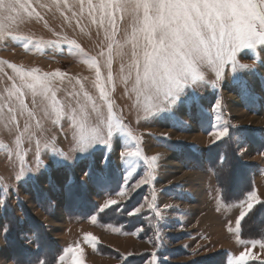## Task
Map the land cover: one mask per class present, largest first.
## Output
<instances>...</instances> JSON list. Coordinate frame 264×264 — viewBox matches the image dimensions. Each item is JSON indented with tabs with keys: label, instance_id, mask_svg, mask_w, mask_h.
Returning a JSON list of instances; mask_svg holds the SVG:
<instances>
[{
	"label": "snow or ice",
	"instance_id": "1",
	"mask_svg": "<svg viewBox=\"0 0 264 264\" xmlns=\"http://www.w3.org/2000/svg\"><path fill=\"white\" fill-rule=\"evenodd\" d=\"M40 10H55L69 24L74 20L81 32L85 31L83 22L87 21V27L94 28L100 39L98 50L93 54L76 39L60 33H56L55 39L22 34L18 30L19 25L33 18L44 19ZM6 38L19 41L25 49L38 51L67 46L69 53L83 58V63L94 76L91 89L95 94L85 88L80 78H75L79 91L68 93L71 99L65 103L57 96L59 88L56 82L68 78L67 73L59 69L44 72L38 67L25 68L0 60V65H6L12 71V75L4 73L11 83L5 93L0 94V124L15 135V143L9 149L10 155L18 161L15 181L34 182L36 173L48 171V165L41 159L42 149H47L58 166L71 167L82 159L91 161L82 169L81 176L75 179L67 177L64 184L67 195H72L77 183L84 187L95 184L107 188L114 166L113 139L122 134L126 140L115 162L122 181L115 192L117 198L110 196L102 205H97L95 213L90 216L95 223L102 214L116 211L130 201L133 193L143 186L154 188L161 158L159 152L146 153L144 134L136 133L126 122L123 109L116 107L112 93L117 88V81L132 100L138 113L137 123L142 115L145 120L158 118L168 121L177 130H188L187 122L176 115L177 110L186 107L190 113L195 110L201 116L202 126L207 123L210 144L225 138L232 139L231 129L240 130V126L224 118L222 97L214 99L210 107L204 109L198 88L210 85L219 91L225 79L229 78L243 98L251 104L256 102L257 97L241 70L256 75L259 71L257 61L264 68V55L257 54L250 63L241 62L240 56L247 54L245 50L264 53V0H48L47 3L42 0H0V40ZM36 108L54 125L67 118L72 135L68 152L56 145L54 136L43 138L37 134L44 133L45 129L41 119L36 118ZM21 118H24L23 125ZM60 130H63L62 124ZM159 138L167 142L172 140V135L161 133ZM236 141L243 157L246 152L242 145L247 141L243 136L237 137ZM25 142L34 145L33 164L25 159L29 151ZM0 147L8 146L0 144ZM97 152L101 153L100 159L94 160ZM224 162V157L218 159V173L226 171ZM135 175H140V178L130 185ZM49 180L51 182L50 177ZM7 192L8 189L4 188L0 196L6 197ZM144 199L145 203H139L127 215H141L145 204L154 213L149 222L156 221L154 239L157 243L147 264H159L157 253L162 247L159 243L162 240L159 221L164 217L155 202V192L151 201L147 197ZM256 205L264 208V199L258 189H253L240 200L243 210L235 218L236 230ZM172 207L174 205H164V208ZM143 230L140 227L138 232ZM9 231V226L0 223V235L5 241ZM228 231H233L231 221ZM83 241L93 249L101 243L92 232H85ZM27 242L36 251L40 250L37 234L34 233ZM249 243L251 247L234 255L228 264H249L250 261L264 264V258L253 253L257 245L264 249V239H254ZM85 255L82 244L75 243L62 249L55 257H36L23 264H86ZM135 255L132 252L121 254V261L131 264L129 257Z\"/></svg>",
	"mask_w": 264,
	"mask_h": 264
},
{
	"label": "rangeland",
	"instance_id": "2",
	"mask_svg": "<svg viewBox=\"0 0 264 264\" xmlns=\"http://www.w3.org/2000/svg\"><path fill=\"white\" fill-rule=\"evenodd\" d=\"M42 2L47 3L48 0H42ZM40 11L44 19L40 20L33 18L19 25L18 30L22 34L33 35L35 38L55 39L56 33H60L61 35H67L70 38L76 39L78 43L93 54L98 50L100 39H98L94 28L87 27V21L83 22L86 27L85 31L81 32L74 20L72 24H69L59 12L55 10L51 12L46 10ZM245 53L247 54L242 53L240 56L241 62L243 63L252 62L257 54L264 55V53H259V50L255 52H253V50H245ZM0 60L16 63L25 68L38 67L44 72H52L59 69L67 73L68 78H65L63 81L57 80L56 82L59 88L57 96L65 103L71 99L68 97V93L79 91V85L76 84L75 78H80L84 82L85 88L89 91H93L91 89V81L94 79V76L91 70L83 63L82 57L69 53L67 51V46L44 48L38 51L34 48L25 49L19 41L6 38L0 40ZM257 67L259 71L256 75L248 73L247 70H241V73L244 79L251 85L257 97L254 103L258 105V107L254 108L258 109L257 112H259V114L257 116L264 117V112L260 113L261 110H264V80L261 79V77H264V68L260 67L259 61H257ZM0 68H3V71H0V94H3L11 83L4 73L7 72L8 75H12V71L7 68L6 65H0ZM115 68L116 66L114 65V70ZM85 77H87L86 80L84 79ZM209 78H212L211 74H209ZM198 92L202 98L201 103L204 109H208L214 99L222 97L225 114L224 118H229L234 125H237L235 123L244 125L252 123L253 116H256L251 112L253 111L254 104L249 103L242 97L236 85L229 78L225 79L219 91L212 88L210 85H203L198 88ZM93 94H95L94 91ZM112 99L115 101V105L118 109H123L126 122L131 124L133 130L136 133L144 134L143 146L146 153L149 155L157 152L161 153V158L158 161L157 179L154 182L155 187L153 188L148 185L143 186L133 193L130 201L125 202L119 209L107 215L109 219L117 222L121 221V224H103L100 223L99 220L93 223L90 216L83 219L70 218L65 211L66 191L64 189V184L69 176L73 179L81 176L82 169L86 168L91 161L89 159H82L75 164L69 161L68 163L72 164L71 167L58 166L52 158L51 152L47 149H42L41 159L48 165V171L42 170L41 173H36L37 179L34 182L21 183L15 181L14 176L18 171V161L9 153V149L15 143V135L10 132L8 128L0 124V144L8 146L7 148L0 147V192H2L4 188L8 189L6 197L0 196V223L5 224L4 214L10 213L11 216L15 214L18 219L17 222L19 221L18 223L20 224L19 234L23 242L30 248H34V246L29 245L27 242L28 239L33 236V233L28 227L24 213H30L37 218L38 216H45L46 218L47 215H49L48 218H50L53 210L56 208V213L54 215L52 214V218L49 219L51 225L49 224L50 226H48L44 223L47 226L50 236L54 240L55 238L58 240V242L56 240L55 242L59 244L62 249L75 243L82 244L85 248L86 264H121L123 262L121 261V254H126L128 252L135 253V256L149 253V257L145 261L147 264V261L151 259L150 254L155 249L157 243L154 239L156 233L154 225L156 221L153 219L151 223L149 222V217H154V213L147 209L146 204L143 213L137 215L138 217L128 216L127 212L131 211L135 206H138L139 203H145V197L148 198V201H151L152 194L155 192V202L159 209L162 210L164 217L163 220L159 221L162 235V240L159 242L162 244V247L158 249L157 253L160 257L159 264H183L193 259L207 256H215L209 264H219L222 254L218 253L223 251L217 250L210 252V249L201 247L203 235L207 232L194 230L195 233H190L189 229L185 228L186 222L176 221V218L172 217V214L175 213L180 215L185 213L190 203L193 201L197 202V200H195L197 198L195 197H198V199H200L199 202H201L202 198L206 196V192H202L200 185L203 181L197 179L200 175H196V173L191 175V172L187 171L184 167L186 165L189 167L193 166L191 164L195 163L189 158L191 150L198 154L205 151L202 150L198 152L193 145L197 143V138L200 136L210 141L211 137L207 134V123L204 122L202 126L201 116L195 110L190 113L186 107L177 110L176 115L182 121L187 122L188 130H177L171 127L168 121L158 118L149 117L145 120L142 115L139 116V123H137L138 113L132 104L128 92L119 81H117L116 90L112 93ZM244 104H247L246 107L249 106V110L245 108ZM35 111L37 113L36 118L41 119L45 129L44 133L41 134L38 132L37 134L42 135L43 138H51L54 136L56 145L63 151L68 152L71 147L72 135L70 123L67 118L61 121L63 125V130L61 131V124L54 125L51 120L44 118L39 108H36ZM249 118H251V120H249ZM23 123L24 118H21V125H23ZM32 123L34 125V121ZM197 126H201V129ZM149 133L153 135H149ZM161 133H171L172 140L166 142L160 139L159 136ZM176 141H183L185 143L176 144ZM125 143L126 140L122 134H117L113 139L112 160L114 166L110 173L111 179L109 187L101 188L95 184H89L84 187L79 186L77 183L73 188H79L81 191H84L87 197L95 203V209L97 205H102L110 196L112 198H117L115 192L118 190V186L122 181L120 170L115 167V162L117 161L119 153L123 151ZM169 144L172 146L169 147ZM211 145H209V147ZM261 145H263L262 142L258 144V147ZM25 148L29 150L25 159L29 164H33L32 150L34 149V145L25 142ZM76 155L81 154L77 153ZM100 156L101 153L97 152L93 159L99 160ZM248 159L253 160V156ZM245 163H247L249 167H253L251 174L254 187V178L259 174V171H261V165L252 162ZM194 169L197 170L198 167L196 166ZM49 177L51 178V182ZM139 178L140 175H135L129 184H134ZM187 186L188 189L185 190ZM192 188L196 190L195 193L197 195H193ZM220 195L222 197L221 192ZM187 197L191 200L190 203L186 202ZM223 201L225 202L224 199ZM199 202L197 205L195 204L194 207H202ZM167 204L174 205V207L164 208V205ZM50 205L54 206L50 207ZM231 214H233V212H231ZM200 225L207 229L210 228L209 233L213 232L216 236L222 232L221 226L219 224L217 226L212 225V221H209L208 218L204 221L202 220ZM231 226H233V222ZM140 227L144 229L142 232H138ZM127 229L130 231H127ZM85 232H92L99 237L101 243L96 249L84 243L83 235ZM187 236H191L190 239L193 238L191 243L194 249L200 248L206 250L204 252L199 250L195 253L187 250L186 247H184V245H186V240H188L186 238ZM107 248L112 249L114 253H109ZM228 256L229 254L227 253V257ZM90 257H93L92 259L94 260L90 259ZM145 262L143 264H145ZM0 264H16L12 259V252L3 235H0ZM249 264H253V261L249 262Z\"/></svg>",
	"mask_w": 264,
	"mask_h": 264
},
{
	"label": "trees",
	"instance_id": "3",
	"mask_svg": "<svg viewBox=\"0 0 264 264\" xmlns=\"http://www.w3.org/2000/svg\"><path fill=\"white\" fill-rule=\"evenodd\" d=\"M231 132L232 139L225 138L216 144H212L200 154L191 150L189 158L195 162L194 164H191L193 165L191 167L195 168L197 166L200 170L208 168L213 170L216 182L225 202L238 203L241 199H243L248 191L253 190V177L251 174L253 167H249L247 163L240 159L235 140V130L231 129ZM220 157L225 158L223 167L226 171L218 173L217 167L218 159ZM65 211L67 216L70 218L83 219L94 214L96 209L95 203L87 197L85 192L76 188L73 189L71 196L67 195V193L65 194ZM111 212L112 211H108L106 214H102V216L98 219L99 222L103 224H121V221L117 222L107 217V215ZM24 214L29 229H31L33 234L35 233L38 236L40 250L36 251L34 248H30L23 242L19 234L20 224L18 223L19 221L17 222L18 219L15 214H13L14 217L11 216L10 213L4 214V223L10 227L6 242L12 252V259L14 262L16 264H23L25 261L35 260L36 257H45L50 259L59 254L62 247L50 236L47 226L36 216L30 213ZM127 231L130 230L127 229ZM241 237L244 239H264V208H261L260 205H256L253 212L245 217V220L241 222ZM107 251L111 254L114 253V251L110 248H107ZM218 254H222L219 264H226L227 253L223 251ZM148 257L149 253H143L138 256L129 257V260H131V264H143ZM213 257L215 256L196 258L183 264H209ZM121 264H123V262ZM253 264L259 263L253 262Z\"/></svg>",
	"mask_w": 264,
	"mask_h": 264
},
{
	"label": "crops",
	"instance_id": "4",
	"mask_svg": "<svg viewBox=\"0 0 264 264\" xmlns=\"http://www.w3.org/2000/svg\"><path fill=\"white\" fill-rule=\"evenodd\" d=\"M244 106L247 110H249L248 109L249 106L246 107L247 104H244ZM256 107H258V105L254 104L253 111H251L254 115H256V116H253L252 123H249L247 125L235 123L240 126V130H237L236 128H233V129L235 130L236 138L243 136L244 139L247 141L245 144L242 145V147L245 149L246 155L241 157L239 153L241 159L245 162H252L254 164L257 163L261 165V171H259V174L256 175L254 178L253 189H258L261 198L264 199V155H261V153L264 152V117L257 116L259 112H257L258 109H254ZM261 112H264V110H261L260 113ZM226 120L230 121L229 118ZM249 120H251V118H249ZM230 123L232 124V121H230ZM197 127L201 129V126H197ZM197 139L198 140L194 148L197 149L198 152L202 150H206L209 147V145H211L207 139H204L203 136H200ZM260 142H262L263 145L258 147V144ZM252 156H253V160L248 159V158H252ZM184 168L187 171L191 172V175H194V173H196V175H200L199 178L197 179L203 181L202 184L200 185H201L202 192L203 191L206 192V196H204L205 198H202L201 202H199L200 199H198V197L194 196L195 198H197L195 199L197 200V202L193 201L192 203H190L191 200H189V198L187 197L186 202L190 203V205L188 206V209L185 211V213H182L181 215L178 213L172 214V217H175L176 221L186 222L185 228L189 229L190 233H195L194 230H200V231L207 232L205 233V235H203L201 247H206L210 249L211 250L210 252L217 251V250L225 251L226 253L229 254V256L227 257V263H226L228 264V260H230L234 255H238L240 251H243L247 247H251L249 243V241L251 240H246V239L241 238L240 228L239 230H236L237 226L235 224V218L238 216L239 211L243 210L240 207V202L228 204L223 201L220 195V190L216 184L215 175L212 169L208 168L204 170H200V169L195 170L194 167H191V166L189 167L187 165ZM187 189H188V186L185 188V190ZM195 191L196 190L193 189V192H192L193 195H197ZM198 202L201 203L202 207L200 208L194 207V205L195 204L197 205ZM218 208L220 209V211H217ZM56 211L57 210L55 208L52 214L54 215ZM231 212H233V214H231ZM51 216L50 218H48L49 215H47L46 218L45 216L44 217L38 216V218L42 220L43 223L50 226L51 224L49 223L50 221L49 219L52 218ZM207 218L209 219V221H212V225L217 226L219 224L221 226L222 228L221 234L216 236L213 232L209 233L210 228L207 229L206 227H203L202 225H200V222L202 220L204 221ZM230 221H231V225L233 222V226H231L233 227V231H228V224ZM186 238L188 239L186 240V245H187L186 249L189 250L190 252L195 253L199 250L204 252L206 250V249H200V248L194 249L191 243L193 238L190 239L191 236H187ZM55 240L58 242L56 238ZM253 253L260 255L262 258H264V249H260L258 245L253 249ZM92 258L93 257H90V259ZM253 262L259 263L258 261H253Z\"/></svg>",
	"mask_w": 264,
	"mask_h": 264
}]
</instances>
